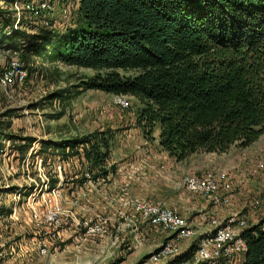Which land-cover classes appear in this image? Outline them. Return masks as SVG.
<instances>
[{
	"label": "trees",
	"instance_id": "trees-1",
	"mask_svg": "<svg viewBox=\"0 0 264 264\" xmlns=\"http://www.w3.org/2000/svg\"><path fill=\"white\" fill-rule=\"evenodd\" d=\"M0 47L26 63L38 58L96 72L84 91L137 99V123L151 136L159 131L160 148L177 162L245 149L264 135V0H79L75 27L31 34L13 21ZM15 113L0 114L1 150L3 139L15 140L5 133ZM111 133L44 142L37 155L83 159L97 182L115 169L107 170ZM34 143L27 138L18 151L25 156ZM57 183L50 180L49 189ZM242 238L243 264H264V218ZM196 249L194 243L178 261Z\"/></svg>",
	"mask_w": 264,
	"mask_h": 264
},
{
	"label": "rangeland",
	"instance_id": "rangeland-1",
	"mask_svg": "<svg viewBox=\"0 0 264 264\" xmlns=\"http://www.w3.org/2000/svg\"><path fill=\"white\" fill-rule=\"evenodd\" d=\"M70 2L76 5V0ZM0 10L6 12L0 19L2 36L10 33L18 17L12 0H0ZM21 20V30L26 31L24 28L29 24L31 27L33 19L29 14L22 13ZM52 23L57 25V33H63L65 28H61L60 19L55 17ZM12 57V53L0 47V75ZM24 63L28 69L26 83L12 86L8 94L0 88V114L16 111L10 119L11 127L5 130L15 140L3 139L0 149V264H152L150 255L166 239L161 231L137 218L135 235H119L116 226L97 217L100 212L96 209L99 203L96 191L81 187L85 182L83 160L74 158L68 162L51 151L43 155L37 152L44 142L60 143L109 131L113 135L112 151L143 146L157 153L162 150L157 141L159 131L151 136L137 123L142 109L137 99L128 97L132 110H122L113 104L112 95L84 91L82 83L96 72L38 58ZM62 91H66L62 99L52 98ZM127 136L131 147L125 146ZM27 138H33L35 143L23 156L18 149L26 144ZM109 161L107 169L112 170L116 164ZM223 161L236 186H245L252 180L261 183L262 191L252 198L262 202L258 214L251 217L239 209L257 225L264 218V168L256 174L251 172L259 163L264 166V135L248 148L232 147ZM202 163L200 155L183 164L189 167ZM50 180L58 181L53 190L49 189ZM51 217L55 220H50ZM85 223L105 227L107 232L88 234ZM128 224H124L125 229L132 230L133 224ZM144 231L148 234H141ZM191 244L188 241L184 247ZM43 249L46 254H42Z\"/></svg>",
	"mask_w": 264,
	"mask_h": 264
},
{
	"label": "built area",
	"instance_id": "built-area-1",
	"mask_svg": "<svg viewBox=\"0 0 264 264\" xmlns=\"http://www.w3.org/2000/svg\"><path fill=\"white\" fill-rule=\"evenodd\" d=\"M14 7L18 17L15 24L16 29H23L21 14L27 13L33 19L31 27L29 24L27 28H24L28 33L40 34V30L58 31L56 30L57 25L52 23L55 17L60 19L62 22L60 26L65 28L63 30L65 32L75 27L79 0H76L75 6L70 0L64 3L57 0L22 2L17 0ZM67 25L70 26L67 27ZM12 55L13 57L0 75V88L7 94L12 86H22L28 79V69L20 55L18 53H12ZM113 97L115 106L122 110H132L128 97ZM263 168V164L259 163L251 174H256ZM85 176L92 183L87 172ZM237 188L238 186L226 169L212 170L201 176L187 174L181 176L177 189L200 197L208 205L224 212L223 216H212L208 221L207 229L202 233L189 222L184 213L165 202L134 200L127 203V206L133 208L142 219V223L161 231L166 236L163 243L150 255L149 262L152 264H243L247 245L242 234L253 227V224L248 216L232 210L234 198L238 193ZM261 206L262 202L259 199H253L250 203V208L254 212L258 211ZM50 220L55 219L51 217ZM130 223L135 227L136 222ZM85 226H87L88 234L107 232L105 227L88 226L87 223ZM188 241H192L191 246L196 243L197 249L190 259L178 261V258L190 249L191 246L184 248V244ZM46 252V249L42 250V254Z\"/></svg>",
	"mask_w": 264,
	"mask_h": 264
},
{
	"label": "crops",
	"instance_id": "crops-1",
	"mask_svg": "<svg viewBox=\"0 0 264 264\" xmlns=\"http://www.w3.org/2000/svg\"><path fill=\"white\" fill-rule=\"evenodd\" d=\"M129 137L127 136L126 147L132 146ZM135 138L142 142L140 136ZM144 143L146 145V142ZM200 155L204 159V163L201 165L185 167L183 164ZM225 156L226 153L220 155L198 153L183 162H177L163 150L156 153L147 147L143 148V146H138L136 150L129 148L127 150H114L111 153L109 163L116 164L115 169L106 178L98 179L97 182L90 183L85 180L81 187L96 191V197L99 201L96 209L100 212L97 217L112 224L113 227L116 226V232L119 235L132 237L136 233L134 226L131 230L125 229L124 225L125 223L136 222V219L139 218L134 209L127 206V203L133 199L165 202L169 206L176 207L202 233L207 229L208 221L212 216H223L224 212L208 205L200 197L177 189V180L183 174L201 176L212 170L225 169L227 166L223 161ZM260 184L252 180L245 186H238L241 189L236 193L232 210L243 213L239 210L243 209L251 217L257 215L258 212H254L250 208V203L255 197L253 194L262 191ZM146 233L144 231L141 234Z\"/></svg>",
	"mask_w": 264,
	"mask_h": 264
}]
</instances>
